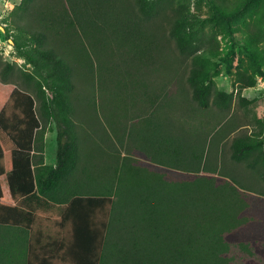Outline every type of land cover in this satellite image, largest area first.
<instances>
[{
  "label": "trees",
  "instance_id": "obj_1",
  "mask_svg": "<svg viewBox=\"0 0 264 264\" xmlns=\"http://www.w3.org/2000/svg\"><path fill=\"white\" fill-rule=\"evenodd\" d=\"M32 1L21 0L9 14L19 28L18 22ZM65 1L62 7L41 12L38 21L45 30L31 31L35 44L29 51L23 50L26 45L22 40L12 38L21 56L34 68L33 72H23L34 82L33 93L11 80L12 64L5 63L0 73V264H264V204L256 203L254 195L206 166L204 137L183 148V154L189 156L186 159L195 162L194 170L184 165L170 169L191 173L185 179H170L150 162L136 161L122 153L123 144L117 142L120 147L115 146L113 140H95V151L90 147L81 157L74 62L71 55L60 56L54 47L45 45L48 33H60L65 23L77 25L93 44L97 28L112 29L117 42L129 47L131 38H136L130 28H137L143 16L157 15L164 1ZM185 23L183 17L177 18L171 33L179 36ZM0 32L9 33V29ZM132 46L129 51L133 54L141 50L137 41ZM188 81L195 100L207 107L213 86L199 66L191 69ZM213 97V103L222 110L231 107L234 94L217 88ZM91 107L87 104L90 109L84 116L89 125L93 122ZM48 123L55 125L57 133L55 164H45ZM164 146V152L172 153L170 142L166 140ZM230 147L235 162H245L249 167L262 164L264 177V124L236 136ZM93 154L97 166L91 164ZM80 159H84L83 166ZM91 166L96 168L94 172ZM66 182L76 184L68 187ZM62 188L68 193L67 199L73 200V207L86 204L91 219L84 224L86 229L75 231L67 240L63 237L61 250L55 251L58 238L53 239L37 262L33 248L41 239H36L37 217L28 202L53 205L60 201L56 193ZM193 211L210 217L207 223H221L220 230L210 225L213 234H208V228L196 240L193 225L184 221ZM196 223L203 225L205 221ZM212 254L215 262L207 263Z\"/></svg>",
  "mask_w": 264,
  "mask_h": 264
},
{
  "label": "rangeland",
  "instance_id": "obj_2",
  "mask_svg": "<svg viewBox=\"0 0 264 264\" xmlns=\"http://www.w3.org/2000/svg\"><path fill=\"white\" fill-rule=\"evenodd\" d=\"M163 1L164 7L157 15L143 16L137 28H130L131 33L134 30L136 34V38L129 41L130 49L135 41L141 46L137 54L131 53L126 43L117 42L112 29L97 28L93 44L88 43L77 25L65 23L60 33L54 30L48 33L45 45L54 47L60 56L69 58L71 55L74 62L81 157L90 147L95 151V140L100 138L101 143L102 139L110 143L113 140L115 146L123 144L122 153L136 161L150 162L170 179H185L191 173L170 169L183 165L195 169V162L186 159L189 156L183 154V148L193 139L201 142L204 137L206 166L216 169L242 191L254 195L256 203L264 204L263 165L249 167L245 162H235L230 147L236 136L258 130L264 124V0ZM65 2L33 0L18 22L19 28L12 19L15 17L9 15L15 7L8 10L0 0V29H9V33L0 32V73L5 63L12 64L14 69L9 76L18 87L33 93L34 82L23 72H33L34 68L21 56L12 38L22 40L26 45L23 50L29 51L35 44L31 31L45 30L38 21L41 12L53 11ZM135 10L138 11V7ZM181 17L186 22L179 34L182 48L178 34L171 33L175 20ZM195 65L213 86L205 108L195 100L188 81ZM158 87L160 89L156 90ZM217 88L233 92L230 108L221 110L213 103ZM243 98L252 103H246ZM87 104L93 110L90 125L84 118L90 109ZM45 133L46 149L56 158L55 125L46 124ZM166 140L170 142L172 153L163 151ZM92 159L91 164L97 166L94 154ZM83 162L84 159H80L81 165ZM98 162L101 164V158ZM95 170L91 166V171ZM210 219L193 211L184 221L193 225L197 240L207 233L210 225L214 226L207 223ZM199 220H204L205 224L198 225ZM219 225L214 228L220 230ZM116 229L114 223V233ZM208 234H213L211 228ZM221 249L219 246V251ZM215 260L212 254L206 262Z\"/></svg>",
  "mask_w": 264,
  "mask_h": 264
},
{
  "label": "crops",
  "instance_id": "obj_3",
  "mask_svg": "<svg viewBox=\"0 0 264 264\" xmlns=\"http://www.w3.org/2000/svg\"><path fill=\"white\" fill-rule=\"evenodd\" d=\"M55 162L56 158L52 157L46 149L45 164H55ZM66 184L68 185V187H71L75 186L74 184H76V182H66ZM56 194L60 201L53 203V205L39 202L38 200L28 202V204L34 208L32 209V212L38 219L36 221L37 224L35 229L36 239L41 240L37 241V245L33 248L34 252L37 251V262H40L43 258L41 251L46 245L48 246L50 244H53L51 243L53 239L58 238L56 240L57 242L55 241L57 245L55 251L61 250V248L63 247V242H65L63 240V237H65V240H67L71 235L75 233V231H78L79 229H86L84 224L87 222V220L90 221L91 219L90 212L84 206L86 204H76V206L73 207V200L67 199L68 193L64 191L63 188L62 191ZM18 231L20 230L17 229L16 232Z\"/></svg>",
  "mask_w": 264,
  "mask_h": 264
},
{
  "label": "built area",
  "instance_id": "obj_4",
  "mask_svg": "<svg viewBox=\"0 0 264 264\" xmlns=\"http://www.w3.org/2000/svg\"><path fill=\"white\" fill-rule=\"evenodd\" d=\"M21 0H2L4 5L6 4V9L14 8ZM11 6V7H10Z\"/></svg>",
  "mask_w": 264,
  "mask_h": 264
}]
</instances>
